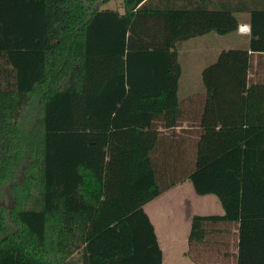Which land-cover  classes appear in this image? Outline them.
Returning <instances> with one entry per match:
<instances>
[{
	"label": "trees",
	"instance_id": "1",
	"mask_svg": "<svg viewBox=\"0 0 264 264\" xmlns=\"http://www.w3.org/2000/svg\"><path fill=\"white\" fill-rule=\"evenodd\" d=\"M230 1L0 0V264H162L144 207L186 180L224 210L190 243L237 224L238 264H264V9ZM240 12L250 47L203 70L190 117L178 44L237 32ZM193 120L173 177L162 130Z\"/></svg>",
	"mask_w": 264,
	"mask_h": 264
},
{
	"label": "crops",
	"instance_id": "2",
	"mask_svg": "<svg viewBox=\"0 0 264 264\" xmlns=\"http://www.w3.org/2000/svg\"><path fill=\"white\" fill-rule=\"evenodd\" d=\"M196 1L201 2V0ZM213 1L220 2V0ZM230 2L232 7L236 8V5H239L243 10L248 9V5L250 9H253L255 4L264 9V0H231ZM237 17L240 20L239 30L226 35V39L217 37L221 35L216 33H210L178 44L179 51L180 49H186L187 61H190L188 65L190 71L185 72L190 74L187 76L188 86L184 91L183 80V93L179 97L183 111L188 113L190 117L202 113L206 98L202 79L203 70L215 63L224 50L249 49L250 47L251 16L248 12H240ZM242 26H246L248 30L242 31L240 29ZM199 45L204 48L205 54L201 53L198 48ZM193 49H196L199 54L193 52ZM195 69H197V73L202 69L199 78L193 77ZM183 74L184 72L181 79L186 76L185 74L183 76ZM196 125L197 123L193 120L184 123L183 127L175 128V130H162L168 137L173 135L172 133L175 131V139L168 141L167 147H180L181 149L178 153H167L165 155V157L170 156L172 164L176 166L171 171L173 177H186L183 168L187 156L184 155L183 149L190 146L191 136L187 132H196L198 130ZM184 129L186 132H183ZM192 138L195 139V136H192ZM174 157L176 161L173 162ZM144 210L155 228L158 245L163 256L162 264H238L239 238L237 224L208 225L211 233L206 236L204 242L198 245L190 243L192 222L195 216H221L224 214L221 201L217 196L198 195L193 184L186 180L147 204ZM229 230H231L230 233Z\"/></svg>",
	"mask_w": 264,
	"mask_h": 264
},
{
	"label": "rangeland",
	"instance_id": "3",
	"mask_svg": "<svg viewBox=\"0 0 264 264\" xmlns=\"http://www.w3.org/2000/svg\"><path fill=\"white\" fill-rule=\"evenodd\" d=\"M120 7H121V1H111L110 3H108L107 5H105L104 6V8H110V9H120ZM217 37H221V39H226L227 38V36H217ZM195 41V40H194ZM197 41V40H196ZM192 43H194V42H192ZM201 45H199V49H200V51H201V53L202 54H205V52H204V48L201 46ZM179 47H180V45H179ZM186 49H180V54H181V57H180V64H181V66H182V68H183V72H184V74L186 75L185 77H183L182 79H181V89H180V93H179V97L180 96H182V93H183V90H182V81L184 80V83H183V87H184V91L186 90V88H187V86H188V84H187V76H189L190 74H186L185 72L186 71H190V69L188 68V65L190 64V61L188 60L187 61V55H186ZM193 52H195L196 54H199V52L197 51L196 52V49H193ZM185 66V67H184ZM186 68V69H185ZM203 69V68H202ZM202 69H201V71H202ZM201 71L199 72V73H197V69H195L194 70V75H193V77L194 78H199L200 77V75H201ZM184 74H183V76H184ZM185 78V79H184Z\"/></svg>",
	"mask_w": 264,
	"mask_h": 264
},
{
	"label": "built area",
	"instance_id": "4",
	"mask_svg": "<svg viewBox=\"0 0 264 264\" xmlns=\"http://www.w3.org/2000/svg\"><path fill=\"white\" fill-rule=\"evenodd\" d=\"M240 29H241L242 31H246V30H248L246 26H242Z\"/></svg>",
	"mask_w": 264,
	"mask_h": 264
}]
</instances>
